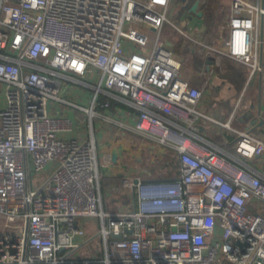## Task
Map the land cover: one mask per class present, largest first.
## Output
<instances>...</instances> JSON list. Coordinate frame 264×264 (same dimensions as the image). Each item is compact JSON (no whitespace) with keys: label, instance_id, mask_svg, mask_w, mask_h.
I'll use <instances>...</instances> for the list:
<instances>
[{"label":"built area","instance_id":"2783aa9c","mask_svg":"<svg viewBox=\"0 0 264 264\" xmlns=\"http://www.w3.org/2000/svg\"><path fill=\"white\" fill-rule=\"evenodd\" d=\"M229 3L219 53L253 73L264 8ZM170 8L171 0H0V264H264V141L236 131L227 153L195 134L197 120H214L183 76L187 53L161 35L169 24L196 44ZM72 85L92 90L86 107ZM102 94L132 106L134 124L108 113L109 101L96 109ZM80 116L89 134L93 116L138 133L151 164L173 152L177 176L127 175L129 199L104 210L95 140L65 136L82 134ZM92 218L99 226L88 236ZM90 242L95 251L84 256Z\"/></svg>","mask_w":264,"mask_h":264},{"label":"crops","instance_id":"0c3cea01","mask_svg":"<svg viewBox=\"0 0 264 264\" xmlns=\"http://www.w3.org/2000/svg\"><path fill=\"white\" fill-rule=\"evenodd\" d=\"M211 1L218 0H171L169 11L171 21L181 27L183 20L187 19L189 26L187 30L192 31L190 32L192 36H189L196 41V44L186 42L183 34L169 24L164 25L161 33L163 38L173 44L178 53H187L188 60L183 68V76L191 85L202 90V98L196 108L214 120V122L197 120L195 134L205 142L227 153H233L232 146L236 131L248 130L253 136L264 141V15L257 23L254 35L258 42L253 45L260 69L251 73L247 64L220 55L221 46L215 42L218 30L221 28L224 31L227 24L230 0H227L224 9L216 8ZM245 1L251 4L257 3L264 8V0ZM195 2H197L196 12H192L190 8ZM208 4L216 9L211 10ZM197 13L201 15L198 16ZM167 31L170 33L168 34ZM89 101L90 94L88 103ZM104 101L110 102L108 113H115L120 121L129 125L134 124L137 111L132 106L102 94L98 98L96 109L101 110L99 105ZM80 118L82 134L74 132L65 136L80 140L93 137L95 140L97 158L101 162L99 184L104 210L120 208L129 199L121 190V181L127 175L140 177L142 180L169 179L177 176L178 164L173 152H169L164 163L167 175L160 176L158 175L160 171H151L155 165L150 163L149 153L144 148L143 140L137 135L138 133L130 129H121L116 124H107L103 119L93 116L90 122L92 134H89L86 127L89 120L84 116ZM260 121L263 122L260 124ZM226 123L228 128L222 125ZM182 126L187 128L188 123H182ZM204 141L199 140L205 144ZM118 146H122L125 150L122 156L117 158V163L103 166L104 157L110 156L112 149ZM145 154L147 164L143 165ZM86 225L88 231L95 228V226L90 228L91 225L87 223ZM88 234L91 235L90 232Z\"/></svg>","mask_w":264,"mask_h":264},{"label":"rangeland","instance_id":"374dc122","mask_svg":"<svg viewBox=\"0 0 264 264\" xmlns=\"http://www.w3.org/2000/svg\"><path fill=\"white\" fill-rule=\"evenodd\" d=\"M227 0H218L217 2L216 1H214V2H212L211 1V4H214L215 6H216V8H220V9H224V8H226V5H227ZM211 4H208L209 6V8H211V10H213V8H215V7H211ZM207 8V7H206ZM215 8V9H216ZM187 28H189V26H188V20L187 19H184L183 20V24H182V26L180 27V29L182 30V31H184L185 33L187 32L188 33V35H190V36H192V34L190 33V32H192V31H190V30H187ZM164 29V28H163ZM162 29V30H163ZM163 32V31H162ZM168 32V31H167ZM170 32H168V34H169ZM161 35H162V33H161ZM225 36V33H224V31L220 28L219 30H218V35H217V39H216V42L215 43H217V44H219L220 46H221V38H223ZM162 37H163V35H162ZM98 78H99V75L98 74H95V76H94V79H91V81H92V83H97L98 82ZM72 94H73V100H74V102L75 103H77V104H79V105H81V106H87L88 105V98H89V94H90V92H92V90L91 89H88V88H84V87H82L81 85H72V88H71V91H70ZM2 98H3V96L2 95H0V100L2 101ZM72 112H74V114H75V110H71L70 111V113L72 114ZM142 164L144 165H146L147 164V155L145 154L144 155V157H143V162H142ZM152 165H155V167H157V168H152V170L151 171H160L159 173H158V175H160V176H165V175H167V172H166V166L164 165V163H162L161 165H159L158 166V164H152ZM139 174H141V173H139ZM142 176L144 175V173H142L141 174ZM36 180H37V177H35V176H33V179H32V187L35 189L36 187H37V183H36ZM116 190V189H115ZM98 220H96V219H90L89 220V225H91V227L90 228H92V227H94L95 226V228H97V226H99V224H98V222H97ZM89 228V229H90ZM95 228L94 229H90L89 231H88V229H87V232H90L91 234L94 232V230H95ZM97 239V238H96ZM99 240V239H98ZM80 241H81V239L80 238H78V237H76V238H74V242H79L80 243ZM95 246H96V244H95V242H90L85 248H83V249H80L79 251H80V253L82 252L83 253V255L84 256H88V254L90 253L89 252V250L88 249H91L92 251H95ZM76 255H78L77 254V252L75 253V255H73V256H76ZM100 255V254H99Z\"/></svg>","mask_w":264,"mask_h":264},{"label":"water","instance_id":"95a60500","mask_svg":"<svg viewBox=\"0 0 264 264\" xmlns=\"http://www.w3.org/2000/svg\"><path fill=\"white\" fill-rule=\"evenodd\" d=\"M196 7H197V2H195L191 8H190V11L192 12H196ZM198 16L201 15V13H197ZM263 121H260L259 123L261 124ZM124 148L122 146H118L116 148H113L112 151H111V154H110V159H111V162L113 164L117 163V158L119 156H122L123 152H124ZM107 168V167H106ZM103 171V170H102Z\"/></svg>","mask_w":264,"mask_h":264}]
</instances>
